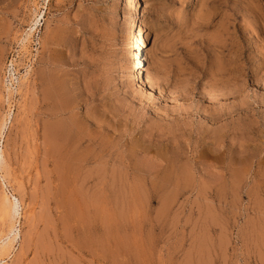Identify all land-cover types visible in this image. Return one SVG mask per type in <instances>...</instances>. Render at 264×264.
I'll return each mask as SVG.
<instances>
[{"label": "rangeland", "instance_id": "obj_1", "mask_svg": "<svg viewBox=\"0 0 264 264\" xmlns=\"http://www.w3.org/2000/svg\"><path fill=\"white\" fill-rule=\"evenodd\" d=\"M127 1L0 0V264H264V0Z\"/></svg>", "mask_w": 264, "mask_h": 264}, {"label": "bare ground", "instance_id": "obj_2", "mask_svg": "<svg viewBox=\"0 0 264 264\" xmlns=\"http://www.w3.org/2000/svg\"><path fill=\"white\" fill-rule=\"evenodd\" d=\"M127 3H128V5H129V7H131L133 10H135L136 12H138L139 10H140V6H139V2H138V0H128L127 1ZM137 15V14H136ZM140 27L141 28V26H140V24H139V21H138V19L136 18V17H134L133 19H132V21H131V27ZM31 34V33H30ZM140 39V43H142L143 44V41H144V39H145V37H141V38H139ZM137 51H139V50H137ZM138 61H139V59L138 58H136V60L133 62V70H136V75L137 76H142V72H141V70H140V67H138ZM46 75L43 73H41V76H40V80H41V86L43 87V90H42V93H43V96L45 95V97H47L46 98V100L48 99H52V98H56V97H58V95L60 94V89L58 88V86L55 84H52V82L50 83L49 82V80H47L46 78ZM149 78V77H148ZM147 81V80H146ZM44 85V86H43ZM44 99V98H43ZM45 100V101H46ZM47 100V101H48ZM44 101V100H43ZM58 102V101H57ZM59 103V102H58ZM58 103H56V105H52V107L54 108V110L52 111V112H49L47 115H48V117L50 116V117H57L58 116V114L61 112L58 108H60V105H59V107L57 106L58 105ZM56 109V110H55ZM59 110V111H58ZM3 118V117H2ZM44 120V119H43ZM57 120V119H56ZM67 126V125H66ZM65 125H63V124H61V123H59L58 121H54L53 123H49V125H47V127H45V129L47 130V133H48V141H46V139H45V142L44 143H47V144H49L50 146L53 144L54 146V148H58V146H61L62 144H65L66 145V142H67V140L70 138V136H71V133L72 132H70L69 130V128L68 127H66ZM3 130V129H2ZM46 130H44V132L46 131ZM43 131V130H42ZM46 133V132H45ZM42 137H44V136H42ZM51 141H53V142H55V143H53V142H51ZM51 143V144H50ZM43 145V144H42ZM49 145H47V147L49 146ZM67 146V145H66ZM44 148H45V146H44ZM53 149V148H52ZM61 149H62V147H61ZM46 150H47V148H46ZM48 151H50V150H48ZM48 151H46V152H48ZM53 152V151H52ZM50 154V152L48 153V154H46L47 156ZM54 154V153H53ZM5 156H4V154L2 153V151H0V167L3 169V168H5L6 169V166H5V158H4ZM48 157H50V156H48ZM55 157V156H54ZM59 157V156H58ZM67 157H71L69 154H68V156L66 155V158ZM56 158V157H55ZM53 159V158H52ZM56 159H58L59 160V158H56ZM61 159V158H60ZM63 159H65L64 158V156H63ZM69 159V158H68ZM71 159V158H70ZM69 159V160H70ZM75 159H76V157H75ZM1 169V170H2ZM2 172H3V170H2ZM5 172V175H6V171H4ZM5 175H4V177H5ZM3 177V178H4ZM81 186V185H80ZM96 196V195H95ZM14 199V198H13ZM18 201L17 200H14V201H12L11 199H10V197L6 194V193H4L3 194V196H2V211L5 213V214H7V215H9L10 216V221H13L14 220V217L17 215V213L19 212L18 211V203H17ZM86 202V201H85ZM94 204V203H93ZM85 205H86V203H85ZM95 210V209H94ZM87 211V210H86ZM104 215V214H103ZM104 218V217H103ZM11 224H12V226H11V228H12V230H13V222H11ZM13 233V232H12ZM15 238H16V233L14 232L13 233V235H12V237H11V239H10V237H8L7 238V240H1V242L2 243H0V255H2V254H6V253H8V251L10 250V248L12 247V245H13V241L15 240ZM2 257V256H1Z\"/></svg>", "mask_w": 264, "mask_h": 264}]
</instances>
